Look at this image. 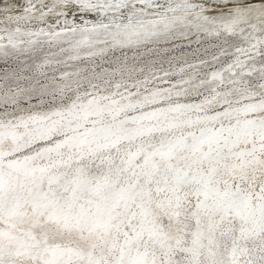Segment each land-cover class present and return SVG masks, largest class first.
<instances>
[{
	"label": "snow or ice",
	"instance_id": "obj_1",
	"mask_svg": "<svg viewBox=\"0 0 264 264\" xmlns=\"http://www.w3.org/2000/svg\"><path fill=\"white\" fill-rule=\"evenodd\" d=\"M0 264H264V0H0Z\"/></svg>",
	"mask_w": 264,
	"mask_h": 264
}]
</instances>
